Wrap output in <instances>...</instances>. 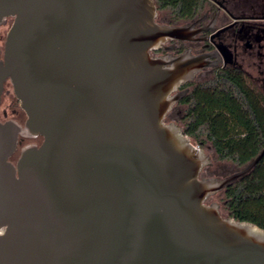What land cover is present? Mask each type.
I'll return each mask as SVG.
<instances>
[{
    "label": "water",
    "instance_id": "1",
    "mask_svg": "<svg viewBox=\"0 0 264 264\" xmlns=\"http://www.w3.org/2000/svg\"><path fill=\"white\" fill-rule=\"evenodd\" d=\"M7 18L0 98L9 80L26 121H0V264H264V229L210 202L264 151L205 177L166 122L211 64L153 54L194 25L160 24L155 0H0Z\"/></svg>",
    "mask_w": 264,
    "mask_h": 264
},
{
    "label": "trees",
    "instance_id": "2",
    "mask_svg": "<svg viewBox=\"0 0 264 264\" xmlns=\"http://www.w3.org/2000/svg\"><path fill=\"white\" fill-rule=\"evenodd\" d=\"M206 0H155L171 10L173 20L195 16ZM182 117L186 136L210 142L218 158L245 167L264 151V95L237 69L200 83L185 97ZM229 217L264 229V158L245 177L223 191Z\"/></svg>",
    "mask_w": 264,
    "mask_h": 264
},
{
    "label": "flooded vegetation",
    "instance_id": "3",
    "mask_svg": "<svg viewBox=\"0 0 264 264\" xmlns=\"http://www.w3.org/2000/svg\"><path fill=\"white\" fill-rule=\"evenodd\" d=\"M160 11L164 10L158 9L160 24L194 25V29L199 33L194 41L172 42L167 45L172 48L170 51L160 49L153 56L175 57L190 50L195 56L207 55L211 64V67L197 75L193 82L181 86L178 90L189 89L190 93L200 83L213 81L223 71L232 68L241 71L252 87L264 95V0H206L193 18L178 21L168 17L161 19ZM168 12L172 16V11ZM3 21L0 23V62L4 61L5 42L13 19L7 18ZM1 92L0 121L15 120L23 125L26 115L20 108V102L9 80L3 83ZM184 99L176 106H185L182 104ZM174 108L166 117L167 123H174L169 119ZM182 117H179L180 122ZM32 143L40 145L42 139H20L12 162L16 163L20 150Z\"/></svg>",
    "mask_w": 264,
    "mask_h": 264
},
{
    "label": "rangeland",
    "instance_id": "4",
    "mask_svg": "<svg viewBox=\"0 0 264 264\" xmlns=\"http://www.w3.org/2000/svg\"><path fill=\"white\" fill-rule=\"evenodd\" d=\"M159 14H160L161 19H165L167 17L169 19H173V17L169 15L168 10L160 11ZM185 111H186V106H180V105L176 106L172 114L170 115L169 119H172V121L175 124H178L181 127H183L182 122L179 121V117H182ZM190 139L197 147H199L200 149H203L206 152V154H208L212 158V161H213L212 167L205 169L203 172V174H205L206 177L223 178V177L230 176L234 173H237L243 169V167H238L230 161L220 160L210 142H206L204 143V145H202L196 142L194 139L192 138ZM210 202H217L220 205V211H221L222 216L224 218L229 217L228 211L225 208L226 200H225V195L223 192L213 197Z\"/></svg>",
    "mask_w": 264,
    "mask_h": 264
}]
</instances>
